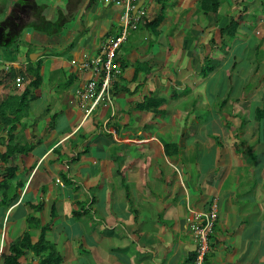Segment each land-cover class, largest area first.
Listing matches in <instances>:
<instances>
[{"label": "crops", "instance_id": "crops-1", "mask_svg": "<svg viewBox=\"0 0 264 264\" xmlns=\"http://www.w3.org/2000/svg\"><path fill=\"white\" fill-rule=\"evenodd\" d=\"M118 1L0 0V264H196L214 206L202 264H264V0H142L85 117Z\"/></svg>", "mask_w": 264, "mask_h": 264}, {"label": "built area", "instance_id": "built-area-1", "mask_svg": "<svg viewBox=\"0 0 264 264\" xmlns=\"http://www.w3.org/2000/svg\"><path fill=\"white\" fill-rule=\"evenodd\" d=\"M105 1L109 2L110 0ZM139 1L140 0L118 1L124 5V10L120 18V35H117L115 38L105 43L99 56L90 57L82 63L83 67L92 68L93 74L92 79L85 85L83 91L80 93L82 98L81 106L84 108L85 117H88L93 111V108L99 105L102 100H105L106 103L111 106L113 105L111 88L115 81V75L119 72L116 64V54L120 46L128 39L130 33L138 29L140 23L147 20V10L144 3H141L139 6ZM73 63L76 62L74 61ZM21 81V78L16 79L17 84ZM193 214L195 215L194 219L196 221L201 219L199 223H193L191 222L192 218H187L188 222H191L190 227L197 244L195 262L196 264H202L209 251V236L217 221V212L214 206L206 214L194 212Z\"/></svg>", "mask_w": 264, "mask_h": 264}, {"label": "trees", "instance_id": "trees-1", "mask_svg": "<svg viewBox=\"0 0 264 264\" xmlns=\"http://www.w3.org/2000/svg\"><path fill=\"white\" fill-rule=\"evenodd\" d=\"M51 25L53 26V24ZM2 203L5 207H8L11 206L13 201H6L5 199H3ZM43 240H41L39 245L36 246L32 245L31 240L27 239V236H25L19 241V243L12 247V251L10 254L3 256L5 264H20L19 258L25 254V250L29 249L34 250L37 255L42 256L39 264H55V258H57V254L56 252H54V250L45 251V249L43 248Z\"/></svg>", "mask_w": 264, "mask_h": 264}, {"label": "rangeland", "instance_id": "rangeland-1", "mask_svg": "<svg viewBox=\"0 0 264 264\" xmlns=\"http://www.w3.org/2000/svg\"><path fill=\"white\" fill-rule=\"evenodd\" d=\"M120 5H122L120 2H118ZM122 8L124 10V5H122ZM238 19V18H237ZM240 25V24H239ZM229 29L231 28L230 26L228 27ZM235 28L232 30V32H235ZM225 32H228L227 28H225Z\"/></svg>", "mask_w": 264, "mask_h": 264}, {"label": "water", "instance_id": "water-1", "mask_svg": "<svg viewBox=\"0 0 264 264\" xmlns=\"http://www.w3.org/2000/svg\"><path fill=\"white\" fill-rule=\"evenodd\" d=\"M141 2H142V1H140L139 6L141 5Z\"/></svg>", "mask_w": 264, "mask_h": 264}]
</instances>
